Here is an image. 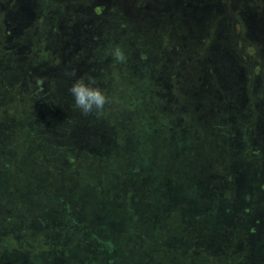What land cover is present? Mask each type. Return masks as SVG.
I'll return each instance as SVG.
<instances>
[{"label":"rangeland","instance_id":"1","mask_svg":"<svg viewBox=\"0 0 264 264\" xmlns=\"http://www.w3.org/2000/svg\"><path fill=\"white\" fill-rule=\"evenodd\" d=\"M116 46L123 63L106 55ZM45 66L105 92L100 114L76 110L80 134L69 110L37 108ZM56 116L67 120L61 135ZM258 119L264 0H0V264L17 246L10 264H264V197L231 199L232 166L250 176L264 160ZM177 181L198 205L189 210L185 195L139 232L141 197L157 189L163 199ZM250 207L262 211L255 220Z\"/></svg>","mask_w":264,"mask_h":264},{"label":"trees","instance_id":"2","mask_svg":"<svg viewBox=\"0 0 264 264\" xmlns=\"http://www.w3.org/2000/svg\"><path fill=\"white\" fill-rule=\"evenodd\" d=\"M15 22H17L18 24L21 23V21H19L18 19H16ZM21 46H24V44H21ZM61 67H63V66H60V70L57 69V72L55 71V67H50L49 68V66H45L43 69L41 68V71H38L41 74L45 75V77H44L45 78L44 79V85H45L44 90L45 89L46 90L44 91V95H42L41 100L38 101L39 107H37V108L43 109L44 112H48V113H50L51 110H69L67 114H69L71 116H74L73 118H70L69 121H67V120H65L63 118V120H64V122H63V121L58 119L59 118L58 116H56L57 118H54V121H56V124H53V123H51L52 120L49 119V121L51 123V126H52V129L55 132H57V134L61 135L63 133V131L65 130L64 127H65V125H67L66 124V121H67V122H70L73 132L75 134H80L81 131H82V128H83V123H80V118L79 117H82V116H79L77 111H76V109L73 107L72 97H71V95L68 92V88L73 83V81H71L73 78L72 77L71 78L67 77L65 75V73H66L65 70H63ZM79 67H82V63L78 64L75 69H78ZM53 69H54V71H53ZM243 78H245V77L243 76L242 79ZM55 114L57 115L58 113H55ZM70 120H73L74 122H72ZM258 124H259L258 125V129L256 130L257 138L261 137V139L263 140L264 139L263 138L264 123L261 120L258 119ZM84 129H86V128H84ZM116 129L117 128H113L111 126H107V127L102 126V129L100 130L99 133L104 134L105 136H107V135L113 133L114 131H118ZM149 136H151V134H149ZM81 140H86L85 145H88V141L92 142L91 144L96 143L94 141V136L93 137H88L87 139L86 138L80 139V141ZM105 143H108V141L100 139L99 144H101L100 145L101 147L102 146H107ZM85 145H83V146H85ZM103 149H105V148H103ZM262 154H264V142H263V146H262L261 150L258 152V155L262 156ZM97 155L99 156V158H103L104 151L98 152ZM260 156H259V158H260ZM237 159H238V162H239L240 158H237ZM245 166H246L245 163H242L241 166H238V167L237 166H232L231 171H230L231 173H237V176H238L237 178H233L234 179L233 188L234 189H235V187L239 188V191H236V190L232 191L233 193H235V194H233V195H235L233 198H231V195H230V198L232 200H235V202H233V203L240 202L241 201L240 198L244 197L245 194L252 195V193L254 194V191H256L254 196L255 197H259L258 200H261L264 197V188L260 187V185L262 183H264V181H262L263 179H261V177L263 178V176H261L262 174L261 175H257L256 174L257 170L260 171L261 173H263V171H264V160H261V159H260V161L258 160L257 166L254 167V171H253V169L251 170V172L253 171L252 174H251L250 169H249L248 174H250V176H247L246 170L244 169ZM249 168H250V164H249ZM175 173L179 174L177 171H175ZM243 173L246 174V175H244ZM134 175L135 174H133L131 176L132 179H135ZM179 177L182 178L180 174H179ZM247 177H251V178L247 179ZM169 181H170V179H169ZM147 182H148L147 185H149V181H147ZM170 182H169L168 186H166L167 187V192L164 195L163 199H161L162 196L157 194L158 193L157 189H155L154 192H152V195L147 192L143 197H141L142 201H144L145 203H144V206L142 205L143 210H141V213L139 215V217H142L141 220L143 222V225L141 224L142 226L138 230L139 232L145 227H150V225H151V224H149L150 223V219L153 216V214L155 213V211H158V210H161V209H163V211H167L169 209L175 208L177 205H181V203L183 204V201L186 199L185 195L195 198V201H194V199L193 200L190 199L191 201H189V204H187L189 206V210H191L194 206L196 207V205H198L197 197L195 196V194L186 193L184 191L185 190V183L184 182H178L177 181L176 185H175V183H174V185L173 184L170 185ZM200 185H203V184L197 183V187L196 188H199ZM242 187L245 189L244 194L242 193L243 191L240 190ZM154 195H156V197L158 199L155 198ZM71 196H72L71 193H69V194L68 193H64L62 195L57 196V198L59 199L57 201V206L59 207L60 211H62V209H61L62 208V206H61L62 200L70 198ZM179 197H181V198H179ZM228 198H229V196H228ZM252 198H253V195H252ZM188 199H189V197H188ZM163 200L164 201L166 200V204L165 205H167L168 202H169L168 206L166 208L163 207L164 205L158 207L157 205L160 202L163 203ZM180 200H181V202H180ZM45 201L46 200H44V203H45ZM78 201L79 200H77L76 198H73V200H72V202L70 204L73 203V205H74ZM194 202H196V203H194ZM137 204H138V201H137ZM183 205H185V204H183ZM225 206H227V207L232 206V202L230 204H228V205H225ZM237 206L238 205L236 204L235 205V207H236L235 209H237ZM186 208H187V206H185V209ZM249 209H250V211H249L248 215H250V218L252 216H254L256 213L262 212L261 210L259 212V211H257L256 209H254L252 207H250ZM63 210H64V207H63ZM46 212H50V211L42 212V213L38 214V216L41 218V216L45 215ZM68 212L69 211H66L65 213L68 214ZM231 212H232V210H231ZM59 215H60L59 219H63L64 218V215L62 214V212H59ZM144 215L148 216V218H146ZM84 216H85V214H84ZM84 216L82 218L83 222H85V217ZM260 216H264V215H262V213H260ZM163 217H165V216H163ZM161 218L159 219V221L161 220ZM66 219L70 220V221H72L74 219V221H77V220H75L76 219V215L72 216V215L69 214ZM251 219L255 220L257 218L254 217V219L253 218H251ZM161 221H163V220H161ZM163 226H164V224H163ZM101 228H100V230H101ZM158 229L159 230L163 229V231H164L165 227H162V225H161V226H158ZM118 230L122 231L123 228L119 227ZM142 232H143V230H142ZM248 243H249V240H247L245 242V244H248ZM17 248H18V246L16 248H11V249L6 251L8 254H11V258L9 259L10 260L9 262H4L5 264H7V263L10 264V262L12 263V261H15V260H13V259H15V255H16L14 252H16ZM49 248H50V245L45 247L44 248V252H47L49 250ZM37 252L40 253V251H37ZM254 253H256V251ZM250 257H247V259L249 260ZM251 258H252L251 263L255 262V256L253 255ZM5 259H7V258H5ZM40 261L41 260H39L36 264H40ZM47 261L50 264H55V260H54L53 257H48Z\"/></svg>","mask_w":264,"mask_h":264},{"label":"clouds","instance_id":"3","mask_svg":"<svg viewBox=\"0 0 264 264\" xmlns=\"http://www.w3.org/2000/svg\"><path fill=\"white\" fill-rule=\"evenodd\" d=\"M106 55H110L115 63H123L126 60L125 53L119 46L112 48ZM65 75L71 78L75 76V72H66ZM68 92L72 97L73 107L83 116L100 114L109 102L103 89L91 76L77 77Z\"/></svg>","mask_w":264,"mask_h":264}]
</instances>
